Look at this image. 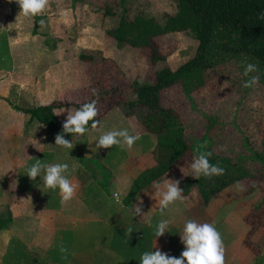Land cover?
I'll use <instances>...</instances> for the list:
<instances>
[{"label":"crops","instance_id":"0c3cea01","mask_svg":"<svg viewBox=\"0 0 264 264\" xmlns=\"http://www.w3.org/2000/svg\"><path fill=\"white\" fill-rule=\"evenodd\" d=\"M4 10L5 7L0 10V15ZM16 28V21L10 16L0 18V33H6L7 46L6 54L0 60V220L8 219L0 227V264H4L6 257L11 263L21 264V254L28 256L30 264H140L142 253L157 249L179 258L185 250L180 234L188 219L216 227L224 242L226 264H256L264 260V247L254 250L252 244L249 250L245 238L241 239L244 223L255 216L252 207L258 188L251 190L249 195L254 197L247 199L246 191L236 188L240 179L212 194L205 204L201 203L200 196L191 194L188 189L182 194V201L161 211L152 199L154 183H162L165 178L195 179L187 175L192 174L191 168H182L185 162L180 157L164 174L130 194L132 180L142 170L158 163L162 153L155 143V135L144 129L142 118L131 120L129 111L121 106L123 100L109 101L105 111L99 112L97 129L90 126L83 136L64 135L65 139L73 141L72 149L55 145V137H46V127L30 119L22 109L49 104L54 99L61 104L70 103L54 109H75L74 104L89 96L92 90L87 80H72L77 76V70L59 67L72 59L61 41L54 47L49 44L39 47L35 43L38 34L23 36L22 41L16 36L8 38V33ZM88 29L97 33L95 27ZM80 47L106 54L100 43ZM46 60L59 62V65L52 71L48 68L41 72L44 66L41 63ZM5 61L7 63L3 64ZM114 61L120 63L118 58ZM56 85H61L63 90L56 89ZM100 102L96 104L97 109L101 108ZM54 116L63 126L67 112ZM123 129L129 134L140 135L131 149H122L119 145L95 148L96 139L103 132ZM37 159L46 164L69 165L66 175L78 183L71 201L61 204L59 189L44 187L43 171L34 181L27 176V169ZM257 187L264 192L263 186ZM117 192L121 204L114 199ZM241 195L245 196L243 201H239ZM140 201L152 227L145 218L133 214ZM261 215L259 212L258 217ZM161 220H167L169 226L156 238L155 226ZM129 227L133 229L130 236L126 235ZM253 232L248 231L246 237L252 236ZM12 239L16 242L15 259L10 256L14 255L10 249ZM60 246L68 250L63 263L55 262L51 255ZM259 253L262 254L255 258ZM64 255L61 253L62 257Z\"/></svg>","mask_w":264,"mask_h":264},{"label":"rangeland","instance_id":"374dc122","mask_svg":"<svg viewBox=\"0 0 264 264\" xmlns=\"http://www.w3.org/2000/svg\"><path fill=\"white\" fill-rule=\"evenodd\" d=\"M4 7L5 14L3 12L0 18L10 16L16 21L17 27L16 31L8 33V38L13 39L16 36L22 41L23 36L38 34L34 40L39 47L42 44L54 47L56 42L61 41L72 59L59 67L77 70L78 74L72 80L77 78L80 81L87 80L91 90L94 87L93 82L87 75L86 63L80 60L78 53L80 49H83L80 46L102 44L106 54L100 52V55L94 58L96 61L90 66V70L97 71L95 74L100 83L98 87L110 92L100 100L102 102L99 105L101 106L98 109L99 112L105 111L111 101L128 98L125 91L129 80L140 78L151 82L156 69L162 66L175 68L193 54L196 45L188 32H172L156 36L154 43L164 60L151 63L146 48L132 47L127 44L118 48L114 40L105 34L107 29L117 25L121 15L130 19L136 13H142L153 16L158 23L162 24L166 15L174 14L175 0H79L75 2L50 0L45 12L36 16L37 19L25 18L19 14L20 7L15 2L8 3V0H0V10ZM106 7L111 9L112 14H103ZM16 16L18 18H15ZM42 19L45 21L44 26L39 23ZM88 27H95L97 33H93L94 31ZM89 32L92 33L87 35ZM2 39L5 42H2ZM213 42L211 47L213 65L208 70L205 83L191 91L189 97L182 93L179 84L169 86L163 91L162 103L176 112L184 128V137L188 145L199 142L202 147H207L212 153L229 158L234 163L233 169H242L249 174V177H244L238 182L245 189L247 199L253 198L254 196H250L249 192L258 188L255 190L256 197L252 207L254 211L252 214L255 216L244 223V228L241 229L242 238H240H245L244 242L249 246V250L252 244L255 246L254 250L261 249L264 247V192L257 185L260 184L264 188V162L259 160L260 157L264 160V84L259 79L253 87L245 88L244 82L252 76H258V69L245 76L243 74L245 66L253 63L243 56L218 54L215 40ZM6 48V33H0V60L5 56ZM91 58L93 57L89 56V59ZM117 58L120 61L118 64L114 63ZM111 61L116 67L115 70H112L110 66ZM6 63L7 61L3 62V64ZM41 64H44L41 72L47 71L48 68L52 71L54 66L58 67L59 62L46 60ZM80 67L82 76H80ZM56 89L63 90L61 85H56ZM122 104L121 106L129 111L128 115L133 122L141 120L147 111L141 105L128 108L125 103ZM125 109L122 108L123 111ZM162 156L163 153L160 159ZM181 159L185 162L182 168H190L194 157L185 151ZM187 175L191 177L192 174L190 172ZM209 181L212 183L217 180L209 179ZM236 188H238L237 185ZM189 192L199 196L195 183L189 187ZM245 196L241 195L242 200L239 201H243ZM259 212L262 214L261 218L258 217ZM254 229L255 232H253ZM250 230L253 235L246 237ZM14 245L13 243L11 248ZM261 254H255V258ZM256 264H264V260Z\"/></svg>","mask_w":264,"mask_h":264},{"label":"trees","instance_id":"16d2710c","mask_svg":"<svg viewBox=\"0 0 264 264\" xmlns=\"http://www.w3.org/2000/svg\"><path fill=\"white\" fill-rule=\"evenodd\" d=\"M103 14L110 15L112 11L106 7ZM262 14H264V0H175L174 14L166 15L162 24L158 23L153 16L136 13L130 19L121 15L117 25L105 31V34L114 40L118 48L124 44L146 48L151 63L164 60L154 43L156 36L172 32H188L196 42L194 52L189 58L173 69L167 66L156 69L151 82L140 78L126 81L125 92L128 98L123 99V103L128 108L141 105L147 109L142 116V125L146 131L155 135V143L163 153L158 163L142 170L132 180L130 194L164 174L185 151L193 157L198 156L200 152H211L207 147H202L199 142L191 145L186 143L184 128L176 112L162 103V97L163 91L174 84H179L182 93L189 97L191 91L205 83L208 70L213 65L211 47L214 40L218 54L243 56L255 64L259 79L264 84V16ZM34 18L37 19L36 16ZM2 41L5 42L4 39ZM98 55L100 51L88 48L80 49L78 53L80 60L86 63L87 75L94 87L89 96L74 104L76 108L91 101H96L97 104L110 93L98 87L100 83L95 74L97 71L90 70L91 64L96 61L94 58ZM89 56L93 58L89 59ZM110 66L112 70L116 69L112 61ZM93 90H96L95 95ZM59 105H70V103L61 104L53 101L47 107L40 105L23 108L22 111L27 112L30 119H35L46 127V137H55L62 132V124L52 112ZM91 124L92 121H89L87 128ZM69 134L64 133V135ZM255 155L259 157L258 154ZM208 159L211 164L223 168L224 174L214 175L211 178L201 176L193 180L183 177L179 185L183 189L182 194H186L189 187L195 183L202 204H205L212 194L229 183L249 177L244 170L233 169L234 163L227 157L212 153ZM259 160L264 162L261 157ZM209 179L217 181L211 183ZM7 221L8 219L0 220V227L4 226ZM13 243L16 242L12 239L10 249ZM60 247H57L51 255L55 262L63 263L66 259L61 256ZM12 251L14 255L10 254V256L15 259V247ZM21 257L23 259L21 264H30L27 255L21 254ZM8 260L7 257L4 258L3 263L20 264L15 261L11 263Z\"/></svg>","mask_w":264,"mask_h":264},{"label":"clouds","instance_id":"9594fccd","mask_svg":"<svg viewBox=\"0 0 264 264\" xmlns=\"http://www.w3.org/2000/svg\"><path fill=\"white\" fill-rule=\"evenodd\" d=\"M13 2L19 5V14H22L25 18L42 15L50 4V0H8V3ZM39 23L41 26L45 25L43 19ZM255 71H257V66L248 63L245 66L243 74L248 76L249 73ZM258 81V76H252L251 79L244 82L243 86L245 88H251ZM93 94H96V90H93ZM43 106L47 107L48 104ZM65 111L67 112L66 121L63 123L62 132L55 136V145L72 149L74 147L73 141L65 139L64 133H70L73 137L83 136L87 131L89 121H92L91 128L93 130L97 129L100 125V121L96 119L99 111L96 107V101H91L75 109H54L53 114L59 116ZM138 139H140L139 133L132 135L129 134L127 129L107 131L103 132L96 139L98 143L95 148H112L114 145H119L122 149H131ZM211 155V152H200L198 156L194 157L190 164L194 178L199 179L201 176L211 178L214 175L220 176L224 174L225 170L223 168L209 162L208 157ZM42 171L44 173L42 177L44 187L53 190L58 188L61 196V204H66L74 198L78 183H74L68 179L66 174L69 173V165L67 163L46 164L37 159L27 169V176L34 181L38 175L40 176ZM181 171L183 172L182 168ZM179 185V180L166 178L162 183H154L152 187L155 189V192L152 194V199L156 201L155 206L163 211L176 201H182L184 199L182 195L183 189ZM237 186L240 191L245 190L239 182H237ZM114 199L117 204H121L120 194L118 192L114 193ZM142 204L143 202L140 201L139 204L135 205L133 214L134 216L145 218L148 225L152 227L151 219L147 218L145 212L142 210ZM168 226L169 222L167 220H161L155 226V237L162 236L167 231ZM132 232L133 229L131 227L126 229V235L130 236ZM180 239L185 245V250L181 252L179 258L169 256L167 253H163L157 249L156 251L142 253L140 264H226L224 242L221 233L214 225L210 223H199L194 219H188L185 221ZM60 252L65 254L63 258L67 259V248L61 246Z\"/></svg>","mask_w":264,"mask_h":264}]
</instances>
